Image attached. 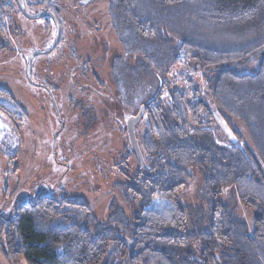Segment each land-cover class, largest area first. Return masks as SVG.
<instances>
[{
  "label": "trees",
  "instance_id": "1",
  "mask_svg": "<svg viewBox=\"0 0 264 264\" xmlns=\"http://www.w3.org/2000/svg\"><path fill=\"white\" fill-rule=\"evenodd\" d=\"M80 1L109 4L122 49L111 59V83L121 118L144 106L146 123L138 143L145 164L125 146L127 155L118 164L137 163L130 164L133 170H119L122 180L113 187L129 210L113 204L102 224L85 204L69 197H36L21 204L13 216L0 220L2 258L7 264H264L261 164L249 146L217 139L207 102L212 98L218 113L244 125L264 165V58L254 75L234 70L262 55L264 0ZM24 3L58 18L53 0ZM15 10L0 0V40L9 33L7 16ZM42 21L48 27L49 19ZM210 67L216 74L202 95L189 74L202 72L204 79L203 70ZM174 69L177 74L169 79ZM183 83L193 85L191 95ZM0 114L16 134L26 123L11 94L1 88ZM191 166L201 171L203 183L202 204L194 208L180 204ZM227 187L254 215L252 235L225 203ZM162 203L168 208L158 211L154 206ZM118 235L133 244L128 260V246Z\"/></svg>",
  "mask_w": 264,
  "mask_h": 264
},
{
  "label": "rangeland",
  "instance_id": "2",
  "mask_svg": "<svg viewBox=\"0 0 264 264\" xmlns=\"http://www.w3.org/2000/svg\"><path fill=\"white\" fill-rule=\"evenodd\" d=\"M53 1L58 6L60 41L45 53L55 42L54 23L50 21L47 27L42 18L30 20L20 13L16 0H5L16 10L7 16L9 33L0 40V88L11 94L25 114L26 123L16 134L0 114V220L13 216L17 207L32 203L36 197L64 196L85 204L102 224L113 212V204L129 210L113 184L122 180L119 170H133L130 164L137 163L130 160L127 165L118 164L127 155L125 146L130 145L126 117L121 118L124 113L117 106L109 70L111 59L122 54V49L114 38L106 1L92 4L79 0ZM26 10L36 15L43 9L29 5ZM37 50L42 54L32 60L33 83H30L26 76L27 61ZM261 54L254 62L234 68L235 72L256 74L264 50ZM203 71L204 79L202 72L189 74L202 95L216 69ZM176 74L177 69L171 70L169 79ZM193 85L186 84L185 92L191 95L189 88ZM50 95L59 109V118ZM163 100L169 101L167 93ZM207 102L215 115L210 130L217 139L249 146L264 173V165L244 125L218 113L212 98ZM145 123L143 117L135 125L137 140ZM188 172L191 179L181 193L180 204L199 207L202 174L193 166ZM224 193L225 203L232 205L234 215L245 222L248 235H252L254 215L237 203L231 187ZM154 207L158 211L168 208L163 203ZM0 264H7L1 255Z\"/></svg>",
  "mask_w": 264,
  "mask_h": 264
},
{
  "label": "water",
  "instance_id": "3",
  "mask_svg": "<svg viewBox=\"0 0 264 264\" xmlns=\"http://www.w3.org/2000/svg\"><path fill=\"white\" fill-rule=\"evenodd\" d=\"M16 4H17V7H19L20 13L30 20L41 19L43 17H51L52 18V20L54 22L55 29H56V37H55L54 44L51 46V48L47 52H45V53H49L51 50H53L58 45V43L60 41L59 40L60 28H59L58 21H57L56 17H54V15L50 12H47V13L40 12V13H36V15L29 14L26 10L24 0H16ZM39 54H42V52H40L39 50L33 52V54L30 55V57L28 58V61H27L26 76H27V80L30 83H33L32 76L30 75L31 66H32L31 63H32V60L35 57H37V55H39ZM49 94H50V92H49ZM50 98H52V103H53L54 109L56 110L57 118H59V109H57V105L55 103V100L52 97V95H50ZM143 111H144V106L142 108H140L136 114L129 116L125 121V129H126V133H127V139L129 140V145H130L132 152L133 151L135 152V154L138 158V161L144 165L145 163H143L142 151H140L139 143H138V140L136 138V133H135V129H136L135 125L142 119ZM56 135L57 134H55V137H56ZM118 237L124 242V244H127V246H128V253H127V255H128L127 260H128L132 256L131 254L133 253V244L129 241L128 238H125L122 235H118Z\"/></svg>",
  "mask_w": 264,
  "mask_h": 264
},
{
  "label": "flooded vegetation",
  "instance_id": "4",
  "mask_svg": "<svg viewBox=\"0 0 264 264\" xmlns=\"http://www.w3.org/2000/svg\"><path fill=\"white\" fill-rule=\"evenodd\" d=\"M79 1H80V0H79ZM80 2H81V1H80ZM25 7H26V5H25ZM42 9H43L42 11H38V12H44V13L50 12V13H51V11H50V10H48V9H47V10H45L43 7H42ZM53 15H54V14H53ZM54 17H55V16H54ZM47 18L49 19V22H50V21H52V22H53V20H52V18H51V17H43L42 19H47ZM56 19H57V21H58L59 17H58V18L56 17ZM53 23H54V22H53ZM132 115H133V114H132ZM127 118H128V116L126 117V119H127ZM125 121H126V120H125Z\"/></svg>",
  "mask_w": 264,
  "mask_h": 264
}]
</instances>
